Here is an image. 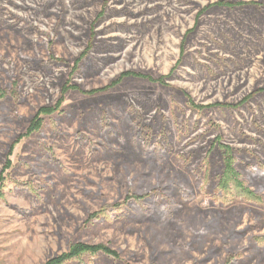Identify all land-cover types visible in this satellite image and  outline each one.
<instances>
[{
  "label": "rangeland",
  "instance_id": "374dc122",
  "mask_svg": "<svg viewBox=\"0 0 264 264\" xmlns=\"http://www.w3.org/2000/svg\"><path fill=\"white\" fill-rule=\"evenodd\" d=\"M222 146L261 202L221 196ZM79 242L264 264V0H0V264Z\"/></svg>",
  "mask_w": 264,
  "mask_h": 264
},
{
  "label": "trees",
  "instance_id": "16d2710c",
  "mask_svg": "<svg viewBox=\"0 0 264 264\" xmlns=\"http://www.w3.org/2000/svg\"><path fill=\"white\" fill-rule=\"evenodd\" d=\"M129 75H134L138 77H146L149 80H152L150 76H145L141 74H134L131 72H127L122 75V77H126ZM121 81V78L114 83L110 85V87H114L119 84ZM67 90V89H66ZM65 90V91H66ZM104 90V89H102ZM64 91V92H65ZM99 90H95L93 92H97ZM60 103H57L56 106H43L41 107L38 112L35 114L29 128H28V134L33 133L37 130H39L43 124V115H50L53 114L56 110L60 109ZM226 153L224 154L225 157V170L223 172V176L220 179V184H221V193L223 196V191L228 190L230 191L232 188H234L233 191V196H239L240 198H245L250 201L254 202H261L262 201V196H260L256 191L252 190L251 187L247 185V183L243 180H241L240 173L236 171L235 167L233 166V157L232 153L230 152V149L222 146ZM10 166V161L8 160L6 164V168ZM135 199L139 200L142 197L140 196H133ZM224 198L226 196H223ZM131 198V196L129 197ZM128 198V199H129ZM223 202V200H221ZM224 203V202H223ZM97 214L92 215V217L96 216ZM99 252H103L108 255L116 256L117 252L111 249L108 245L104 244H97V245H90L86 243H75L73 244L68 252H65L61 255H58L49 261H47L45 264H65L67 261L74 259V258H80L81 256L85 254H91V255H96Z\"/></svg>",
  "mask_w": 264,
  "mask_h": 264
}]
</instances>
